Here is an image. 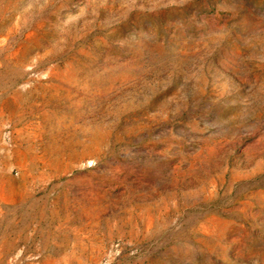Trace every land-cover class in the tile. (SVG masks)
<instances>
[{"label": "rangeland", "instance_id": "374dc122", "mask_svg": "<svg viewBox=\"0 0 264 264\" xmlns=\"http://www.w3.org/2000/svg\"><path fill=\"white\" fill-rule=\"evenodd\" d=\"M0 264H264V0H0Z\"/></svg>", "mask_w": 264, "mask_h": 264}]
</instances>
